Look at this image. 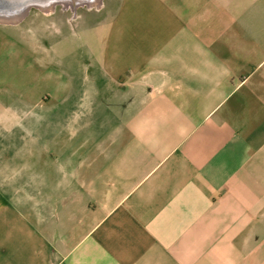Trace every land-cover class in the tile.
I'll use <instances>...</instances> for the list:
<instances>
[{
    "label": "crops",
    "instance_id": "obj_1",
    "mask_svg": "<svg viewBox=\"0 0 264 264\" xmlns=\"http://www.w3.org/2000/svg\"><path fill=\"white\" fill-rule=\"evenodd\" d=\"M118 8L59 78L0 59V264H264V0Z\"/></svg>",
    "mask_w": 264,
    "mask_h": 264
},
{
    "label": "rangeland",
    "instance_id": "obj_2",
    "mask_svg": "<svg viewBox=\"0 0 264 264\" xmlns=\"http://www.w3.org/2000/svg\"><path fill=\"white\" fill-rule=\"evenodd\" d=\"M118 6L121 7V0H100L98 6L57 3L48 12L30 8L14 23L0 22V59L14 55L26 65L30 62L35 69L33 72L32 68H24L25 75L31 70V75L54 73L59 78V70L68 69L73 59L101 52L100 42L109 36L110 26L119 21ZM59 14L63 22L59 21ZM59 57L64 60L63 66H59ZM11 72L21 73L22 67L12 68L7 62L0 64V75ZM6 79L1 78L0 85L8 86ZM13 79L17 82L19 78ZM51 85L32 82V88Z\"/></svg>",
    "mask_w": 264,
    "mask_h": 264
},
{
    "label": "water",
    "instance_id": "obj_3",
    "mask_svg": "<svg viewBox=\"0 0 264 264\" xmlns=\"http://www.w3.org/2000/svg\"><path fill=\"white\" fill-rule=\"evenodd\" d=\"M95 0H0V18L23 16L30 8H42L62 3L69 6L88 5Z\"/></svg>",
    "mask_w": 264,
    "mask_h": 264
},
{
    "label": "bare ground",
    "instance_id": "obj_4",
    "mask_svg": "<svg viewBox=\"0 0 264 264\" xmlns=\"http://www.w3.org/2000/svg\"><path fill=\"white\" fill-rule=\"evenodd\" d=\"M100 0H95L93 2H91L90 4H88V6H98ZM54 8V5H49L47 7H42L40 8L43 12H48L51 11ZM22 16H13V17H9V18H0V22L5 23L6 21L14 23L16 21H18Z\"/></svg>",
    "mask_w": 264,
    "mask_h": 264
}]
</instances>
